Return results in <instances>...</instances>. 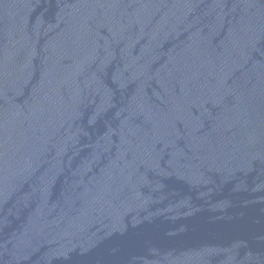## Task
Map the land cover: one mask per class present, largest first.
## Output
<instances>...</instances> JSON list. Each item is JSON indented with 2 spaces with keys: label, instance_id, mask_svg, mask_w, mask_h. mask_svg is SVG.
I'll return each mask as SVG.
<instances>
[{
  "label": "water",
  "instance_id": "obj_1",
  "mask_svg": "<svg viewBox=\"0 0 264 264\" xmlns=\"http://www.w3.org/2000/svg\"><path fill=\"white\" fill-rule=\"evenodd\" d=\"M0 264H264V0H0Z\"/></svg>",
  "mask_w": 264,
  "mask_h": 264
}]
</instances>
